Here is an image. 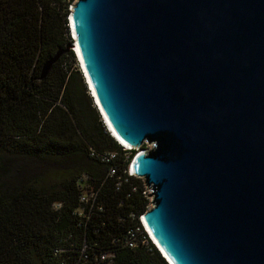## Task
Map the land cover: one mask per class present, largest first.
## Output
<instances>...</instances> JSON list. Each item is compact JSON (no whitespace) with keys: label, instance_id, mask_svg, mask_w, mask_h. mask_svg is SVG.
Instances as JSON below:
<instances>
[{"label":"water","instance_id":"1","mask_svg":"<svg viewBox=\"0 0 264 264\" xmlns=\"http://www.w3.org/2000/svg\"><path fill=\"white\" fill-rule=\"evenodd\" d=\"M99 109L170 264H264V0H76ZM58 57L45 69L48 74Z\"/></svg>","mask_w":264,"mask_h":264},{"label":"trees","instance_id":"2","mask_svg":"<svg viewBox=\"0 0 264 264\" xmlns=\"http://www.w3.org/2000/svg\"><path fill=\"white\" fill-rule=\"evenodd\" d=\"M75 1L0 0V264H168L140 221L137 151L107 131L68 50Z\"/></svg>","mask_w":264,"mask_h":264},{"label":"clouds","instance_id":"3","mask_svg":"<svg viewBox=\"0 0 264 264\" xmlns=\"http://www.w3.org/2000/svg\"><path fill=\"white\" fill-rule=\"evenodd\" d=\"M71 17V16H70ZM69 26H70V31H71V37H72V40L74 41V44H75V38H74V34H73V32H72V29H71V21H70V18H69ZM74 52H75V55H76V57H77V61H78V66H79V68H80V70H81V72H82V74H83V77H84V80H85V83H86V85H87V88H88V91H89V93L91 94V96H92V98H93V100H94V105H96V108H97V110L99 111V113H100V115H101V117H102V120H103V122H104V124H105V126H106V128H107V131L110 133V135L113 137V135H112V132H111V130H110V128L108 127V124H107V121H106V118L104 117V115H103V113L101 112V110L99 109V104L97 103V101H96V98L94 97V94H93V90L91 89V87H90V85H89V83H88V81H87V79H86V76H85V73H84V71H83V69H82V66H81V62H80V59H79V55H78V51H77V47H74ZM114 138V137H113ZM115 139V138H114ZM116 141H117V139H115ZM118 142V141H117ZM119 143V142H118ZM125 150H132L131 148L130 149H127L123 144H121V143H119ZM130 171H131V166H130ZM133 173V172H132ZM132 176H135L134 174L132 175ZM153 244L157 247V249L160 251V253L162 254V256L164 257V259L168 262V264H170L169 263V261L167 260V258L165 257V255L162 253V251L160 250V248L157 246V244L153 241Z\"/></svg>","mask_w":264,"mask_h":264},{"label":"rangeland","instance_id":"4","mask_svg":"<svg viewBox=\"0 0 264 264\" xmlns=\"http://www.w3.org/2000/svg\"><path fill=\"white\" fill-rule=\"evenodd\" d=\"M68 50H72L73 52H74V43H73V45H71L69 48H68ZM75 53V52H74ZM78 66V65H77ZM90 94V93H89ZM90 97L92 98V96H91V94H90ZM93 99V98H92ZM93 102H94V100H93ZM95 104V103H94ZM95 107H96V105H95ZM144 149L145 148H147V149H149L150 150V147L149 146H147V145H145L144 147H143ZM143 148H141L140 150H138V151H141V150H143ZM137 151V152H138ZM150 193H151V191L149 190L148 191V196H150ZM149 200H150V206H149V209H152L153 208V198L152 197H149Z\"/></svg>","mask_w":264,"mask_h":264},{"label":"bare ground","instance_id":"5","mask_svg":"<svg viewBox=\"0 0 264 264\" xmlns=\"http://www.w3.org/2000/svg\"><path fill=\"white\" fill-rule=\"evenodd\" d=\"M74 47H75V46H74ZM98 104H99V103H98ZM99 106H100V105H99ZM106 121H107L108 127L110 128V130H111V132H112L113 137H114L115 139H117V141H118L119 143L123 144L127 149H130V148H128V146L125 145V143L122 142L121 139L117 136V134H116V132L114 131V129L112 128L110 122H109L107 119H106ZM151 236H152V235H151ZM152 238H153V237H152ZM153 240H154V242L157 244V242H156V240H155L154 238H153Z\"/></svg>","mask_w":264,"mask_h":264},{"label":"built area","instance_id":"6","mask_svg":"<svg viewBox=\"0 0 264 264\" xmlns=\"http://www.w3.org/2000/svg\"><path fill=\"white\" fill-rule=\"evenodd\" d=\"M129 173H130V175H133L132 171H129ZM140 221H141V224H142V226H143V228H144V231H145L146 234L148 235L149 239L153 242L154 240H153V238H152V236H151L149 230L147 229V227H146V225H145V223H144V221H143V217H141Z\"/></svg>","mask_w":264,"mask_h":264}]
</instances>
